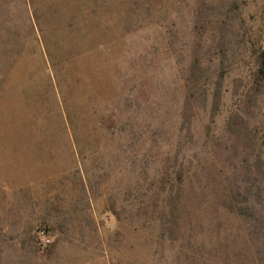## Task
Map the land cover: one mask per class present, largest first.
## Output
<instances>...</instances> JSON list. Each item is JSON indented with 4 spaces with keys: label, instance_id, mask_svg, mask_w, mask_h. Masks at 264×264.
Masks as SVG:
<instances>
[{
    "label": "rangeland",
    "instance_id": "374dc122",
    "mask_svg": "<svg viewBox=\"0 0 264 264\" xmlns=\"http://www.w3.org/2000/svg\"><path fill=\"white\" fill-rule=\"evenodd\" d=\"M264 0H0V264H264Z\"/></svg>",
    "mask_w": 264,
    "mask_h": 264
},
{
    "label": "trees",
    "instance_id": "16d2710c",
    "mask_svg": "<svg viewBox=\"0 0 264 264\" xmlns=\"http://www.w3.org/2000/svg\"><path fill=\"white\" fill-rule=\"evenodd\" d=\"M260 57H261V64H262L260 67V71L262 74H264V51L261 52Z\"/></svg>",
    "mask_w": 264,
    "mask_h": 264
}]
</instances>
